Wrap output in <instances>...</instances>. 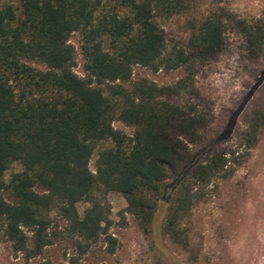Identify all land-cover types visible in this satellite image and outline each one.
<instances>
[{
    "label": "trees",
    "instance_id": "trees-1",
    "mask_svg": "<svg viewBox=\"0 0 264 264\" xmlns=\"http://www.w3.org/2000/svg\"><path fill=\"white\" fill-rule=\"evenodd\" d=\"M0 0V240L26 264L52 244V213L80 255L105 236L116 250L108 195L116 191L143 228L163 195L176 194L169 227L191 210L195 184L208 185L227 166L224 158L194 164L188 142L204 120L195 108L171 101L189 90L142 81L130 85L135 66L154 71L196 68L224 44V27L207 20L193 53L168 49L157 18L187 9L189 0ZM254 49L264 31L238 22ZM79 33L85 77L75 71ZM116 120L133 129L127 135ZM109 145L101 147V144ZM97 153L95 169L90 168ZM19 163L23 170L5 174ZM174 180L168 182L171 174ZM89 207L81 216L79 205ZM178 237V236H177ZM74 264V263H72Z\"/></svg>",
    "mask_w": 264,
    "mask_h": 264
},
{
    "label": "rangeland",
    "instance_id": "rangeland-1",
    "mask_svg": "<svg viewBox=\"0 0 264 264\" xmlns=\"http://www.w3.org/2000/svg\"><path fill=\"white\" fill-rule=\"evenodd\" d=\"M3 5L19 8L18 0ZM210 19L224 27V44L195 69L187 66L154 71L135 66L130 85L148 81L159 87L175 86L185 78L189 90L171 101L195 108L204 123L196 141L188 142L194 164L211 158L227 160L226 172L208 185L195 184L199 200L171 231L169 222L176 194L163 195L147 228L128 211L127 201L116 191L108 195L112 226L109 234L116 250L105 236L80 255L74 241L64 234L66 221L52 213V244L28 264H264V37L261 49H254L238 22L264 31V0H189L181 14L157 18L166 33L168 49L193 53V40ZM76 48L74 71L85 77L79 33L71 36ZM114 128L127 135L133 129L120 120ZM108 143L100 146H107ZM97 153L90 168L95 169ZM23 170L14 163L5 176ZM171 174L168 182L174 180ZM89 207L79 205L82 216ZM178 236V237H177ZM9 242L0 240V264H26Z\"/></svg>",
    "mask_w": 264,
    "mask_h": 264
}]
</instances>
